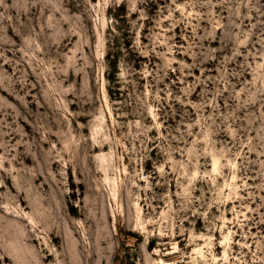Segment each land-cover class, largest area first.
Wrapping results in <instances>:
<instances>
[{
  "label": "rangeland",
  "instance_id": "rangeland-1",
  "mask_svg": "<svg viewBox=\"0 0 264 264\" xmlns=\"http://www.w3.org/2000/svg\"><path fill=\"white\" fill-rule=\"evenodd\" d=\"M0 264H264V0H0Z\"/></svg>",
  "mask_w": 264,
  "mask_h": 264
},
{
  "label": "trees",
  "instance_id": "trees-1",
  "mask_svg": "<svg viewBox=\"0 0 264 264\" xmlns=\"http://www.w3.org/2000/svg\"><path fill=\"white\" fill-rule=\"evenodd\" d=\"M110 66H111V69H112V72H114V74L117 72L116 70H117V60H112L111 62H110ZM112 77H114V76H110L109 78L110 79H112Z\"/></svg>",
  "mask_w": 264,
  "mask_h": 264
}]
</instances>
